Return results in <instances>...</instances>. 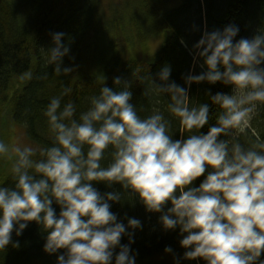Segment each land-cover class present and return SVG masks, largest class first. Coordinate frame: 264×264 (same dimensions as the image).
<instances>
[{"label":"clouds","instance_id":"9594fccd","mask_svg":"<svg viewBox=\"0 0 264 264\" xmlns=\"http://www.w3.org/2000/svg\"><path fill=\"white\" fill-rule=\"evenodd\" d=\"M238 33L235 24L203 33L193 49L194 63L202 61L205 70L185 75L187 87L170 81L167 63L156 78L148 69L143 95L154 103L146 116L132 102V79L118 76L119 87L102 84L78 116L72 101L62 106L70 88L51 98L44 111L50 145L0 138V160L11 162L14 182L0 184V251L18 248L13 232L21 236L34 221L46 233L43 250L59 253L57 264H136L131 245L142 222L125 216V224L111 208L138 197L147 212L159 213L164 231L179 230L185 251L173 256L174 264H264V137L252 127L264 106V29L236 40ZM51 37L46 62L69 75L74 68L62 67L70 52L65 33ZM140 71L132 76L144 81ZM203 82L231 86V92H209L211 103H193L190 87ZM214 105L219 111L209 124ZM95 183L119 184L122 191L101 193ZM164 251L174 253L171 246Z\"/></svg>","mask_w":264,"mask_h":264},{"label":"trees","instance_id":"16d2710c","mask_svg":"<svg viewBox=\"0 0 264 264\" xmlns=\"http://www.w3.org/2000/svg\"><path fill=\"white\" fill-rule=\"evenodd\" d=\"M143 1V9H148L151 21L148 33L152 29L164 34V42L152 56L146 57L140 48H136L134 57L125 60L118 53L117 44L109 42L108 47L102 44L104 37L97 0H0V120L3 115L1 106L8 104L14 122L25 127L27 138L37 148H43L50 145L53 139L44 115L52 97L70 88L71 91L62 99V106L72 101L78 116L87 110L89 98L99 93L102 84L118 88L114 85V78L118 76L132 79V102L139 114L146 116L150 114L154 103V98L143 95L148 82V69L156 78V73L167 63L171 66L170 81L187 87L183 79L185 75L189 72L199 74L205 70L200 66L202 61L194 63L193 49L205 31L222 30L228 24H235L239 27L235 38L238 40L252 38L258 30L264 29V0ZM112 31L117 34L112 29H108L110 35L105 32L104 36L108 40L113 36ZM55 32L65 33L62 43L70 46V52L64 57L62 65L74 68L69 75L55 73V66L46 62V48L52 46L51 34ZM182 39L184 43H181ZM137 67L141 69L139 74L145 77L144 81L132 76L133 69ZM209 92L230 93L231 86L219 82L214 85L207 82L193 83L189 95L193 103H211L208 100ZM160 100L159 107L163 110L167 100L163 96ZM218 111V106L214 105L209 124L215 123ZM165 115H168L167 112ZM252 127L264 137V106L259 108ZM201 131L206 132L207 126ZM173 132V138L179 139L176 121H173ZM203 178H197L194 184L198 186ZM12 183L10 172L0 184ZM95 186L101 193L122 191L119 184L108 187L104 183H95ZM53 206L59 214V206ZM111 210L125 224V216L142 222V230H135V242L131 245L138 253L136 264H174V255L182 257L185 250L179 244V230L164 231L158 222L159 213L147 212L138 197L131 201L113 202ZM45 238L46 233L40 226L34 221L30 222L21 236L17 237L13 232V240H18L20 246L16 248L9 245L6 251H0V264H33L36 259H57L59 253L48 254L43 250ZM121 243H128V237H122ZM166 246H171L174 253H166ZM261 258L264 259V255ZM181 264L205 262L202 259L182 260Z\"/></svg>","mask_w":264,"mask_h":264},{"label":"rangeland","instance_id":"374dc122","mask_svg":"<svg viewBox=\"0 0 264 264\" xmlns=\"http://www.w3.org/2000/svg\"><path fill=\"white\" fill-rule=\"evenodd\" d=\"M177 0H173L176 2ZM143 0H97L98 9L101 19L102 36L104 37L103 46L108 47L109 42H114L118 45V53L125 60H131L134 57L135 49L140 48L144 56L154 55L164 42V34H158L151 29V21L149 15H144ZM117 21H120L118 24ZM114 26H121L117 30ZM131 27V31L130 28ZM108 29L117 31V34L112 31V38L108 40L105 32ZM148 30V31H147ZM110 35V33L108 32ZM117 53V54H118ZM133 55V56H132ZM2 117L0 120V138L5 142L29 144L37 148V145L32 143L26 136L25 127L18 125L12 119L8 104L1 106ZM11 162L0 160V183L9 175ZM33 264H57L56 258L47 257V260L36 259Z\"/></svg>","mask_w":264,"mask_h":264},{"label":"bare ground","instance_id":"6f19581e","mask_svg":"<svg viewBox=\"0 0 264 264\" xmlns=\"http://www.w3.org/2000/svg\"><path fill=\"white\" fill-rule=\"evenodd\" d=\"M144 11H145L144 15H149L148 9H144ZM117 23L119 24L120 21H117ZM114 27L119 28L120 26H114ZM147 31H148V30H147Z\"/></svg>","mask_w":264,"mask_h":264}]
</instances>
